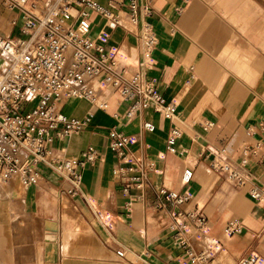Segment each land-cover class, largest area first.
Instances as JSON below:
<instances>
[{
	"label": "crops",
	"instance_id": "1",
	"mask_svg": "<svg viewBox=\"0 0 264 264\" xmlns=\"http://www.w3.org/2000/svg\"><path fill=\"white\" fill-rule=\"evenodd\" d=\"M95 1L101 6L110 3ZM115 1L121 26L106 31V50L117 48L118 56L133 68L137 60L136 71L155 80L159 93L175 104L178 117L169 121L145 109L127 121L128 103L121 102L114 91L98 93L94 85L99 80L91 86L100 101H107L106 112L90 108L86 100L62 104L61 111L67 117L79 119L89 110L93 117L78 135L55 137L50 149L66 158H79L91 146L98 157L81 170L76 196L65 193L68 184L59 175L43 165L38 167L40 180L24 189L27 225L17 241L25 242L24 252H4L10 222L7 207L0 205V264H8L9 255L12 260L19 256L25 264L188 263L175 242L169 213L196 208L208 219L207 240L218 243L221 261L236 263L254 253L260 257L259 264H264V199L252 200L247 188H236L227 181L238 194H226L223 186L210 193L215 185L210 169L213 154L221 152L237 163L242 147L257 137L248 128L264 115V0H149L152 11L146 21L157 37L149 66L141 64L138 27L132 29L127 21L123 23L127 19L124 0ZM15 19L17 26L12 25ZM20 21L17 11L0 6L1 36H17ZM91 21L90 36L95 37L102 29V20L93 15ZM128 71L124 65V72ZM146 122L153 125V131L143 130ZM205 124L211 127L205 130ZM174 125L181 134L170 152L167 137ZM111 128L130 139L127 152L132 161L151 165L143 201L129 204L122 191L134 173L128 171L129 162H121L109 149ZM248 167L253 183L264 190V165L251 159ZM187 169L192 176L183 183ZM162 187L189 194V202L157 210L154 192ZM62 195L68 199L63 205ZM229 215L243 226L242 232L232 237L222 233ZM17 220L11 221L12 243L17 236L13 222ZM34 226H40L35 234ZM48 227L55 228L49 231L52 240L46 238ZM192 242L194 246V238ZM211 256L215 261V254Z\"/></svg>",
	"mask_w": 264,
	"mask_h": 264
},
{
	"label": "built area",
	"instance_id": "2",
	"mask_svg": "<svg viewBox=\"0 0 264 264\" xmlns=\"http://www.w3.org/2000/svg\"><path fill=\"white\" fill-rule=\"evenodd\" d=\"M122 8L128 22L138 27L142 65H150L151 54L157 44L152 26L146 21L152 7L149 0H124ZM115 0L101 6L95 0H0V6L17 11L21 18L18 35H0V186L21 180L24 189L40 180L38 167L43 165L59 175L67 184L65 193L76 196L80 192L81 170L93 163L98 154L88 147L79 158H66L50 149L55 137L70 138L86 130L93 117L89 112L82 118L62 114L63 101L71 98L86 100L90 108L97 106L92 98L91 83L102 78L116 92L121 102L128 103L127 121L145 109L173 121L178 117L173 102H167L157 90L154 79H147L139 72L126 78L124 66L119 71L116 50H106L107 30L121 26L119 13L114 11ZM102 20V29L90 36L92 16ZM17 19L12 21L17 26ZM211 127L205 124V130ZM145 131H153L151 123H144ZM254 140L242 147L237 163L228 160L221 152L212 156L210 169L236 188H247L252 200L262 201L264 190L253 183L248 168L250 160L264 165V115L248 128ZM174 125L167 137V149L180 137ZM109 149L123 163H130L128 171L134 176L125 183L123 193L133 201H143L148 189V173L151 165L132 161L127 147L128 137L111 128L107 134ZM62 151V150H61ZM187 183L191 170L184 171ZM133 190L136 195L131 194ZM157 210L178 208L189 202L187 193H176L164 187L155 190ZM128 204V205H129ZM171 230L175 232L177 247L188 264H217L206 251H197L192 239L199 238L208 226V219L199 210L171 211ZM243 226L236 220L227 222L224 232L234 236ZM122 257L123 253L118 252ZM257 254H249L235 264H259Z\"/></svg>",
	"mask_w": 264,
	"mask_h": 264
},
{
	"label": "rangeland",
	"instance_id": "3",
	"mask_svg": "<svg viewBox=\"0 0 264 264\" xmlns=\"http://www.w3.org/2000/svg\"><path fill=\"white\" fill-rule=\"evenodd\" d=\"M126 21H127L128 26L130 28H132V26H130L128 20L126 18H124L123 23L126 24ZM116 60L120 63L118 68H116V71H119L121 66H124V65L128 66L129 71H128V74H126V78L129 77V74L137 72L135 68H132L130 63L126 62L123 64L122 61H120L119 59H116ZM99 82L100 83H96V85H94L95 90H97L102 85H105L102 78H99ZM82 101H85V100H82ZM248 168L251 170V167H248ZM208 170H209V168H208ZM262 170H264V169H262ZM212 177H213V180L215 182V185L213 184V186L210 190V193L214 190H215V192H218L220 190V188L223 186L226 194H230V193H233L235 195L238 194V191L235 190V188L229 186L223 178L220 180L216 176V174L213 172H212ZM13 183L14 184H12V182H10V183L8 182V184L6 183V184L2 185L1 187H3V188L0 190V205H5L7 207L6 213L8 214L9 222H10L9 223V229H8L7 245H6L5 250H4V252H6L7 255L12 252V249H13V252H15V251L16 252L17 251H23L24 252L26 250L24 241L17 242L18 238L24 234V230H25L26 225H27V222L24 219V218H27V213H28L26 191L21 186L19 179H17V178L13 179ZM215 186H216V188H214ZM246 198L250 199L248 196ZM67 200H68L67 197L65 195H62L61 205H63L65 203V201H67ZM211 201H212V199L210 200V202ZM191 206H193V205H191ZM198 206L202 207L200 204ZM225 210H227V208H225L224 211ZM208 216L210 218L209 214H208ZM15 218H17V219L19 218V220L13 222V226H14V229H16L17 236L15 237L16 238L15 242L12 243L11 221ZM230 220L239 221L238 219H236V217L229 215V217H227L223 223V228H222L223 234H225V232H224L225 226H226L227 222ZM239 223L241 224V222H239ZM32 231L34 234H35V232H39L40 226H38V227L34 226L32 228ZM204 233H205V231H204ZM194 241H195L194 247L197 251H207V252H209L210 255L215 254V262L217 264H226L223 261H221V259H220V249H219L220 247L218 246V243L216 244V243H212L208 240H205V241H203V244H202L201 236L199 238L194 239ZM18 257L16 259L13 257V260H12L11 256L9 255L6 258V261L8 260V264H25L26 261L25 260L23 261ZM262 259L264 260V258H262ZM234 263L235 262L232 261L230 264H234ZM181 264H188V263L182 262Z\"/></svg>",
	"mask_w": 264,
	"mask_h": 264
},
{
	"label": "bare ground",
	"instance_id": "4",
	"mask_svg": "<svg viewBox=\"0 0 264 264\" xmlns=\"http://www.w3.org/2000/svg\"><path fill=\"white\" fill-rule=\"evenodd\" d=\"M6 11H9V10H6ZM14 11H15V10H14ZM109 50H110L111 53L114 52L113 49H109ZM115 52H116V54H117V59H119L120 61H122L123 64L127 62V61H125L122 57H119V56H118L117 50H116ZM127 63H129V62H127ZM131 66H132V65H131ZM132 68H133V67H132ZM134 68L137 69V60H136V63H135V65H134ZM97 80H99V78L96 79V80H94L93 82H95V81H97ZM93 82L91 83V85L93 84ZM91 90H92V92H94V90H93L92 88H91ZM106 90L113 91L109 84L102 85V86L99 87L96 91H98V93H103V92H106ZM92 99L94 100V102H95V104H96L97 106L101 107L100 110H103V111H105V112L108 110V103H107V101H100V100L98 99V97H97V92H94V98H92ZM69 100H82V99H79V98L66 99V100L63 101V104L67 103ZM94 108H96V107L94 106ZM96 109H97V108H96ZM62 114L65 115L64 112H62ZM162 118L165 119L164 117H162ZM165 120H166V119H165ZM177 123H178V125H181V121H180V120H179V121L177 120ZM15 178L19 179L18 177H15ZM15 178H14V179H15ZM19 180H20V179H19ZM185 181H186V177L183 176V183H184ZM20 183H21V180H20ZM21 186H22V184H21ZM2 188H3V187L0 186V190H1ZM51 230H55V228H53V227H48V228H47V231H48V233L46 234V238H47V240H52V239H54V237L49 233V231H51ZM208 231H209V228H208V226H207V228H206V230H205V233L201 235L202 244H203V241L207 240V237H208ZM225 235H226L227 237H232V236H229V235L226 234V233H225Z\"/></svg>",
	"mask_w": 264,
	"mask_h": 264
}]
</instances>
